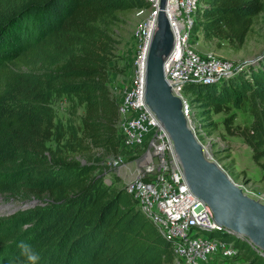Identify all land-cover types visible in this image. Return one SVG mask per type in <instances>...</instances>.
<instances>
[{"label":"trees","instance_id":"1","mask_svg":"<svg viewBox=\"0 0 264 264\" xmlns=\"http://www.w3.org/2000/svg\"><path fill=\"white\" fill-rule=\"evenodd\" d=\"M144 6L0 0V196L37 201L0 217L1 264H21L19 250L12 254L21 241L39 253L38 264H172L170 244L124 188L104 178L108 160L124 154L109 89L108 28L118 13ZM262 12L264 0H202L192 33L239 50ZM185 89L201 117L225 116L226 134L243 141L264 175V54L227 79ZM63 96L83 107L79 125L56 119L52 104ZM234 111L249 116L248 126H233ZM236 246L249 264H264Z\"/></svg>","mask_w":264,"mask_h":264},{"label":"built area","instance_id":"2","mask_svg":"<svg viewBox=\"0 0 264 264\" xmlns=\"http://www.w3.org/2000/svg\"><path fill=\"white\" fill-rule=\"evenodd\" d=\"M142 1L145 6L136 10L140 22L134 35L130 81L118 98L116 135L124 154L110 159L107 166L114 172L122 170L128 157L138 163L124 190L170 244L172 264H223L225 260L249 264L236 241L264 260V253L250 240L217 225L209 207L190 192L166 133L146 108V58L159 0ZM199 4L200 0H167L165 8L175 46L164 64V78L181 98L190 126L192 112L182 95L183 88L227 79L243 69L228 61L200 56L193 50L190 43Z\"/></svg>","mask_w":264,"mask_h":264},{"label":"rangeland","instance_id":"3","mask_svg":"<svg viewBox=\"0 0 264 264\" xmlns=\"http://www.w3.org/2000/svg\"><path fill=\"white\" fill-rule=\"evenodd\" d=\"M201 2L202 0H200ZM139 22L140 18L136 15V10H131L118 13L116 20L108 28V33L114 41V49L109 64V89L117 101L130 81L131 57L135 44L134 35ZM190 45L200 56L228 61L233 63L235 67L243 66L244 68L246 65L256 62L264 54V12L254 19L245 44L239 50L230 48L226 43L206 41L200 34L192 36ZM186 86L182 90V95L187 98V103L191 108V127L197 140L205 147L210 158L230 176L237 186L246 193L253 195L256 200L264 203V175L258 165L253 162L250 149L240 138L226 134L221 123L225 117L222 113L201 117V109L188 96ZM52 107L57 120L65 122L70 119L74 120L77 125L80 124L83 107L75 99L63 96L54 100ZM74 108L75 114L72 116ZM234 112L233 126H248L250 123L249 116L242 111ZM209 124L215 126L210 127ZM139 153L138 155H140ZM108 162L106 163L107 170L109 169ZM261 162L264 163V159ZM124 164L125 168L117 170V172L108 170L104 177L106 184L109 183L108 185H110L113 182L115 187L124 188L125 182L133 178L138 163L134 158L128 157ZM21 203L19 200L0 196V217L14 215L21 210ZM17 253L18 249L12 252L13 256ZM12 254L5 252L4 256H11ZM8 256L6 257L8 258ZM1 263L2 259L0 258ZM223 264H242V261L225 260Z\"/></svg>","mask_w":264,"mask_h":264},{"label":"water","instance_id":"4","mask_svg":"<svg viewBox=\"0 0 264 264\" xmlns=\"http://www.w3.org/2000/svg\"><path fill=\"white\" fill-rule=\"evenodd\" d=\"M167 0L158 1V14L150 40L145 75L146 108L166 133L175 161L190 192L208 206L215 223L247 238L264 253V203L237 186L207 155L183 113V103L164 78V64L175 40L165 13ZM37 201L21 203V210Z\"/></svg>","mask_w":264,"mask_h":264},{"label":"clouds","instance_id":"5","mask_svg":"<svg viewBox=\"0 0 264 264\" xmlns=\"http://www.w3.org/2000/svg\"><path fill=\"white\" fill-rule=\"evenodd\" d=\"M19 250V256L21 259V264H38L40 259L39 253L33 249L30 243L21 241L17 244Z\"/></svg>","mask_w":264,"mask_h":264},{"label":"bare ground","instance_id":"6","mask_svg":"<svg viewBox=\"0 0 264 264\" xmlns=\"http://www.w3.org/2000/svg\"><path fill=\"white\" fill-rule=\"evenodd\" d=\"M205 148V147H204ZM208 155V154H207Z\"/></svg>","mask_w":264,"mask_h":264}]
</instances>
